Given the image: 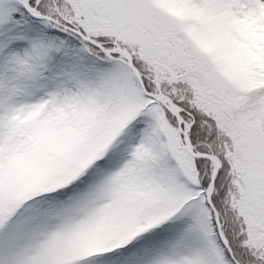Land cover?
Listing matches in <instances>:
<instances>
[{"label": "snow or ice", "instance_id": "6c2138e0", "mask_svg": "<svg viewBox=\"0 0 264 264\" xmlns=\"http://www.w3.org/2000/svg\"><path fill=\"white\" fill-rule=\"evenodd\" d=\"M0 264H264V0H0Z\"/></svg>", "mask_w": 264, "mask_h": 264}]
</instances>
